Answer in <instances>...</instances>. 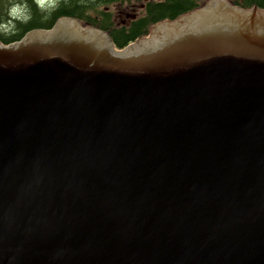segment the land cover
Instances as JSON below:
<instances>
[{"label": "water", "instance_id": "1", "mask_svg": "<svg viewBox=\"0 0 264 264\" xmlns=\"http://www.w3.org/2000/svg\"><path fill=\"white\" fill-rule=\"evenodd\" d=\"M0 264H264V9L0 42Z\"/></svg>", "mask_w": 264, "mask_h": 264}, {"label": "trees", "instance_id": "2", "mask_svg": "<svg viewBox=\"0 0 264 264\" xmlns=\"http://www.w3.org/2000/svg\"><path fill=\"white\" fill-rule=\"evenodd\" d=\"M208 0H61L52 8H41L34 0H0V42L9 44L20 40L35 29H50L63 17L81 21L85 25L106 31L117 49L146 36L150 28L165 20H174L203 6ZM249 9H264V0H228ZM15 2L24 8L27 21L9 15ZM143 4L139 16L127 24H116L111 6Z\"/></svg>", "mask_w": 264, "mask_h": 264}, {"label": "rangeland", "instance_id": "3", "mask_svg": "<svg viewBox=\"0 0 264 264\" xmlns=\"http://www.w3.org/2000/svg\"><path fill=\"white\" fill-rule=\"evenodd\" d=\"M58 1L61 0H51V4L44 7L46 9L52 8ZM13 5H20V3L15 2ZM21 6V5H20ZM111 9L114 13V20L116 24H127L129 19L136 17L140 14L141 4H135L134 7L131 6H111Z\"/></svg>", "mask_w": 264, "mask_h": 264}, {"label": "clouds", "instance_id": "4", "mask_svg": "<svg viewBox=\"0 0 264 264\" xmlns=\"http://www.w3.org/2000/svg\"><path fill=\"white\" fill-rule=\"evenodd\" d=\"M38 5L43 8L47 5L51 4V0H37ZM9 15L11 17H14L16 19H20L22 21H27V19L29 18L28 16H26L24 14V8L20 5H13L10 9H9Z\"/></svg>", "mask_w": 264, "mask_h": 264}, {"label": "bare ground", "instance_id": "5", "mask_svg": "<svg viewBox=\"0 0 264 264\" xmlns=\"http://www.w3.org/2000/svg\"><path fill=\"white\" fill-rule=\"evenodd\" d=\"M138 16V15H137Z\"/></svg>", "mask_w": 264, "mask_h": 264}]
</instances>
